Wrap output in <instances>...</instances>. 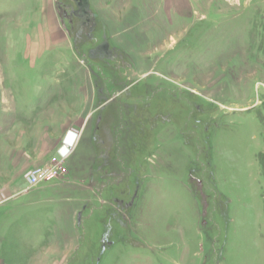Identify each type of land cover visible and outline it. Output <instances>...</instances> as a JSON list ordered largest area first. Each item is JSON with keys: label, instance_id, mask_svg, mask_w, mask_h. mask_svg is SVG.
Wrapping results in <instances>:
<instances>
[{"label": "rangeland", "instance_id": "rangeland-1", "mask_svg": "<svg viewBox=\"0 0 264 264\" xmlns=\"http://www.w3.org/2000/svg\"><path fill=\"white\" fill-rule=\"evenodd\" d=\"M258 116L264 0H0V264H264Z\"/></svg>", "mask_w": 264, "mask_h": 264}, {"label": "built area", "instance_id": "built-area-1", "mask_svg": "<svg viewBox=\"0 0 264 264\" xmlns=\"http://www.w3.org/2000/svg\"><path fill=\"white\" fill-rule=\"evenodd\" d=\"M51 168H38L30 172L27 176L29 186H35L42 181H49L55 177V172Z\"/></svg>", "mask_w": 264, "mask_h": 264}, {"label": "bare ground", "instance_id": "bare-ground-1", "mask_svg": "<svg viewBox=\"0 0 264 264\" xmlns=\"http://www.w3.org/2000/svg\"><path fill=\"white\" fill-rule=\"evenodd\" d=\"M69 135H72L71 139L69 138ZM75 137H77V134H74V132H69L68 135L64 138L63 145L60 149V152L62 155L65 156V154H66V152H68L69 148L73 146V144L75 143V140H74Z\"/></svg>", "mask_w": 264, "mask_h": 264}, {"label": "trees", "instance_id": "trees-1", "mask_svg": "<svg viewBox=\"0 0 264 264\" xmlns=\"http://www.w3.org/2000/svg\"><path fill=\"white\" fill-rule=\"evenodd\" d=\"M258 118H259L260 122L264 125V121L262 120V118L259 116H258ZM262 164L264 165V162Z\"/></svg>", "mask_w": 264, "mask_h": 264}, {"label": "crops", "instance_id": "crops-1", "mask_svg": "<svg viewBox=\"0 0 264 264\" xmlns=\"http://www.w3.org/2000/svg\"><path fill=\"white\" fill-rule=\"evenodd\" d=\"M72 135H69V138L71 139Z\"/></svg>", "mask_w": 264, "mask_h": 264}]
</instances>
